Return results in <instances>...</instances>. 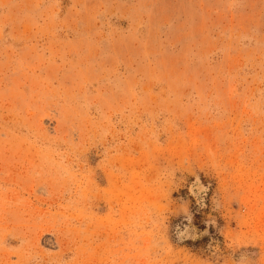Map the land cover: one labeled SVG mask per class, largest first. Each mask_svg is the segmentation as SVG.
<instances>
[{"label":"rangeland","instance_id":"1","mask_svg":"<svg viewBox=\"0 0 264 264\" xmlns=\"http://www.w3.org/2000/svg\"><path fill=\"white\" fill-rule=\"evenodd\" d=\"M0 264H264V0H0Z\"/></svg>","mask_w":264,"mask_h":264}]
</instances>
